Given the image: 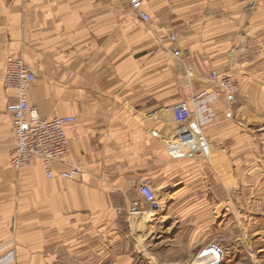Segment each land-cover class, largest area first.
<instances>
[{
	"label": "crops",
	"instance_id": "0c3cea01",
	"mask_svg": "<svg viewBox=\"0 0 264 264\" xmlns=\"http://www.w3.org/2000/svg\"><path fill=\"white\" fill-rule=\"evenodd\" d=\"M142 10L149 24L127 0H0V250L14 247L15 264L133 262L125 246L132 208L143 212L136 221L146 214L144 181L166 204L158 224L206 212L199 198L209 181L221 184L212 192L234 194L241 127L264 126V0H149ZM8 55L36 76L31 107L75 118L71 152L52 165L51 180L38 158L19 173L9 165L16 139L7 107L17 94L3 83ZM232 61L239 90L228 96L210 74ZM185 101L202 119L209 162L166 147L172 108ZM70 166L80 170L73 181L60 177Z\"/></svg>",
	"mask_w": 264,
	"mask_h": 264
},
{
	"label": "rangeland",
	"instance_id": "374dc122",
	"mask_svg": "<svg viewBox=\"0 0 264 264\" xmlns=\"http://www.w3.org/2000/svg\"><path fill=\"white\" fill-rule=\"evenodd\" d=\"M179 67L182 69L180 64ZM240 141L238 179L234 181L233 195L226 192V182H223L224 194L212 192L211 188H219L221 184L209 181L207 195L199 198L206 205V212L174 213L163 224L156 220L160 214L157 217L150 214L148 205L146 214L138 221L131 214L125 247L134 260L128 264H195L205 260L201 258L203 251L214 246L223 252L218 264H264V126L243 123ZM250 142L251 148L247 146ZM213 152L212 149V156L204 161L209 162ZM199 199L192 197L191 203L199 204L196 202ZM162 204L165 209L166 204ZM59 264L83 263L69 260ZM94 264L114 262L96 260Z\"/></svg>",
	"mask_w": 264,
	"mask_h": 264
},
{
	"label": "built area",
	"instance_id": "2783aa9c",
	"mask_svg": "<svg viewBox=\"0 0 264 264\" xmlns=\"http://www.w3.org/2000/svg\"><path fill=\"white\" fill-rule=\"evenodd\" d=\"M131 8L138 14L144 24L151 22L150 16L142 10V6L149 0H127ZM171 5L173 0H163ZM172 54L176 60L183 58L178 38L171 35ZM229 66V68H228ZM228 66H222L211 72L210 80L217 84L225 94L233 96L238 91V83L233 69V61ZM36 81L34 72L25 64L21 57L8 55L3 71V83L7 90L16 92V101L7 107L15 135V149L11 154L9 165L17 173L30 167L36 158L41 160L48 180L55 177L52 169L54 163H64L71 152V143L68 137L69 128L75 123L74 117L43 118L36 108L31 107L28 94ZM197 98L194 99L196 101ZM173 122L176 129L168 139L166 147L178 159H191L194 161L207 160L211 157V144L204 133L202 119L194 114L188 102H180L173 106ZM80 170L75 166L60 173V177L69 181L75 180ZM140 193L150 209V214L157 217L163 211L161 199L153 190L149 181L142 182ZM134 216L143 215V212L134 206L131 210ZM213 251L208 264H218L223 252L217 246L209 248ZM207 251H203L202 257ZM16 250L14 247L0 250V264H15Z\"/></svg>",
	"mask_w": 264,
	"mask_h": 264
},
{
	"label": "bare ground",
	"instance_id": "6f19581e",
	"mask_svg": "<svg viewBox=\"0 0 264 264\" xmlns=\"http://www.w3.org/2000/svg\"><path fill=\"white\" fill-rule=\"evenodd\" d=\"M208 250H209V248H207V249L205 250V251H207L206 254L204 255L205 260H201V259H200V260L196 261L195 264H208V261H207L208 258H209V257L212 258V256H213L212 254L214 253L213 251H208ZM204 261H205V262H204ZM221 262H222V261H221Z\"/></svg>",
	"mask_w": 264,
	"mask_h": 264
}]
</instances>
